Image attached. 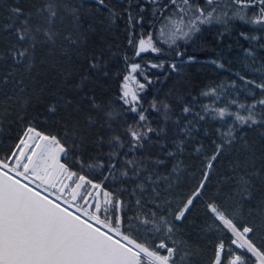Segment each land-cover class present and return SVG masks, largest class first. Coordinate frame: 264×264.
Segmentation results:
<instances>
[{
  "label": "snow or ice",
  "instance_id": "obj_1",
  "mask_svg": "<svg viewBox=\"0 0 264 264\" xmlns=\"http://www.w3.org/2000/svg\"><path fill=\"white\" fill-rule=\"evenodd\" d=\"M92 3L96 13L76 0H45L31 11L17 0L9 8V22L3 28L15 40L0 51V64L11 69L0 75V132L15 108L23 110L15 115L23 126L8 152L0 155V264H197L202 250L184 239L181 225L194 203L205 197L206 212L217 231L227 234V243L224 238L215 243L208 264H264V150L257 156L255 143H249L242 131L264 130V62L253 68L258 77L237 72L240 84L232 80L201 91L208 102H201L199 111L194 103L198 97L179 100V114L172 104L156 99L145 107L141 93L153 83L148 72L163 70L164 62H137L143 54L163 55L161 41L174 57L184 58L178 41L190 43L219 25L223 29H216L219 36L236 29L239 38L256 42L244 49L245 60L255 65L256 48H264V0H127L126 4L121 0L131 54L117 49L125 65L116 97L119 111L98 101L92 90L85 91L92 75L109 76L104 50L86 48L95 28L85 21L107 12L104 20L111 26L122 15L109 0ZM149 16L153 28L156 21H163L155 36L151 31L137 32ZM63 18L70 20L71 31L56 29ZM61 37L66 45L61 46L63 54L77 51L87 61V74L68 84L72 74L57 70L68 91L52 93L54 98L44 104L43 112L32 115L29 110L34 102H43L47 91L42 83L34 86L31 75L37 50L56 45ZM108 52L117 54L111 46ZM194 62L195 56L180 60ZM211 63L225 69L217 60ZM169 67L180 71L175 62ZM72 91L80 98L68 94ZM242 91L244 101L239 99ZM61 112L62 134L38 127L41 116L46 114V126ZM126 113L135 114L133 121L117 132L113 124L120 127ZM153 113L162 118L158 126L153 124ZM169 122L177 133L171 139L174 148L163 142L169 139ZM202 122L220 126L210 133ZM97 129L102 132L96 133ZM201 133L208 142L199 139ZM154 144L160 145L159 154H146ZM237 144L247 155L230 164L231 174L224 177L230 190L225 193L220 186L209 195L216 166ZM189 145L201 161L199 177L194 189L177 201L173 182L185 170L180 155ZM69 160L78 170L69 167Z\"/></svg>",
  "mask_w": 264,
  "mask_h": 264
},
{
  "label": "trees",
  "instance_id": "obj_2",
  "mask_svg": "<svg viewBox=\"0 0 264 264\" xmlns=\"http://www.w3.org/2000/svg\"><path fill=\"white\" fill-rule=\"evenodd\" d=\"M45 0H19V4L27 11H31L34 8L41 6ZM76 2H82L86 11L96 13V7L92 3V0H76ZM17 0H0V51L9 46L11 42H14L15 37L9 32H5L3 26L7 24L9 16V8L15 6ZM110 7L121 12V18L116 20L115 24L109 26L107 20H104V16L107 12L97 14L94 20L85 21V24L92 23L95 28L94 32L89 33L88 42L86 48L89 52L104 50L105 60L109 69V76L107 78H100L96 75H92L86 85L85 91L92 90L98 101L102 100L106 104H110L111 107L117 111L121 110V102L116 97L120 93V85L122 82V75L125 72V65L121 58L119 49L122 52H128L131 54V50L127 45V32H126V16L123 14V8L121 6V0H109ZM127 3V0H124ZM146 22L143 26H137V32L141 29L144 33L149 31L153 32L155 36L163 21L159 20L155 22V28H153L151 17L146 18ZM103 20V24L101 21ZM38 22L37 20L33 21ZM56 29L61 33L69 32L72 30L71 22L68 18H63L62 22L58 20ZM216 29L222 31V26L216 25L213 29L205 30L192 42L185 44L183 41H178L181 46V50L185 52L184 58L174 57L171 50L166 44L161 41V46L164 47L165 53L157 56L153 53L143 54L142 58H137V62L143 64L145 61L151 62H164V69H151L148 72V76L153 80V83L148 86L147 91L141 93L145 107L154 100L165 101L172 104L173 108L179 114L180 103L179 100L191 101L193 96L198 97L195 103L196 110H200L201 102L207 103V99L200 96L201 91L206 90L208 87L214 84L227 83L235 80L237 84H240V80L235 75L239 72L241 75H246L248 78H255L260 75L258 72H254L253 68L260 67L264 62V48H256V64L251 65L244 58V49L253 46L256 42H249L238 36V30L233 29L231 32L224 33L223 36L217 34ZM62 45H65L63 38L61 37L56 45L48 46L41 45L37 50V65L31 74L34 78V86L43 84L47 91L44 94L42 103H35L29 110L30 114L35 115L37 112H43L44 104L48 100L53 99L52 93L67 92L66 81L60 77L58 71H67L72 74L71 80L67 81L68 84L78 81L81 75L87 74V61L82 58L81 55L75 50L68 52V55H64L62 51ZM66 46V45H65ZM111 46V50L116 52L115 56H112L108 52V48ZM188 56H195L196 62L194 63H180L181 59H186ZM217 60L218 63L225 65V69H219L211 61ZM177 63L180 68L179 72H173L169 65L171 63ZM11 70L7 65L0 64V75L4 72ZM121 73V75H116ZM141 82L143 79L141 78ZM10 93V89H5ZM230 91H232L230 89ZM69 95H75L79 99V94L74 91L68 92ZM2 99V97H0ZM239 99L244 101L246 94L241 92ZM251 97H247L250 102ZM86 107V105H85ZM16 113L23 114V110L15 108L13 116L6 120L3 124V132H0V155L6 154L9 148L15 143L17 133L22 128V123L15 121ZM135 114L126 113L124 119L119 121L120 127L113 124V127L117 132L122 133V126L126 123H132ZM46 116V114H45ZM45 116H41V124L38 127H44L46 131H51L56 134H62L63 121L62 117H65L63 112L59 113L56 117L48 119L47 125L44 126L43 121ZM153 124L158 126L161 121V116L158 113H153ZM82 122V121H81ZM220 122H210L209 124H203L202 127L213 132L214 127H219ZM226 130V129H225ZM243 132L247 133L246 138L249 143H255L256 155L259 156L260 152L264 150V137L261 136V131L264 130H249L244 129ZM102 130L97 129L96 133H101ZM95 134V133H94ZM168 140L163 141L169 148H174L171 143V139L177 137L174 125L169 122L168 127ZM155 140H160V137H154ZM199 139L208 142L209 137H204L201 133ZM160 145H152L146 154L158 155ZM144 150H142L143 153ZM247 153L244 149L237 144L232 150L226 154L221 162L216 166L217 171L212 177V183L208 185L209 195H213L218 187L223 186V192H228L231 188V184L224 182V177L230 175L229 167L232 162L237 160L243 161ZM180 159L184 161V172L181 174L179 180H174L175 198L177 201L182 200L186 195L185 191L187 185L197 182L199 177L200 158L192 154L191 145L188 146V151L180 155ZM69 167L73 170H78L77 166L72 160L67 161ZM171 165L168 167L170 171ZM163 171V169H161ZM98 176V174H97ZM94 179L97 177H93ZM259 188V181L256 182ZM107 186V185H106ZM212 192V193H211ZM259 196V193H257ZM206 198V197H205ZM207 199V198H206ZM205 199V200H206ZM181 230L189 244L193 247L202 250V255L198 257L197 264H208L213 252L215 243L219 239L224 238L227 243V234L217 231L216 224L207 215V213L196 203H194L191 214L188 215L185 223L181 225Z\"/></svg>",
  "mask_w": 264,
  "mask_h": 264
},
{
  "label": "rangeland",
  "instance_id": "obj_3",
  "mask_svg": "<svg viewBox=\"0 0 264 264\" xmlns=\"http://www.w3.org/2000/svg\"><path fill=\"white\" fill-rule=\"evenodd\" d=\"M196 182L191 183L189 185H187V187L185 188V191L187 194H189L195 187ZM212 193V192H211ZM206 199V198H205ZM196 204H198L205 212H206V207H205V200H200L199 202H197ZM207 213V212H206ZM209 216V214H207ZM210 217V216H209ZM212 219V218H211ZM213 220V219H212Z\"/></svg>",
  "mask_w": 264,
  "mask_h": 264
}]
</instances>
